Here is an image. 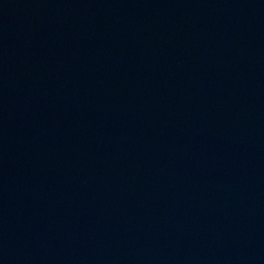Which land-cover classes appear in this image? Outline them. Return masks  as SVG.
Returning <instances> with one entry per match:
<instances>
[{
    "label": "water",
    "instance_id": "obj_1",
    "mask_svg": "<svg viewBox=\"0 0 264 264\" xmlns=\"http://www.w3.org/2000/svg\"><path fill=\"white\" fill-rule=\"evenodd\" d=\"M0 264H264V0H0Z\"/></svg>",
    "mask_w": 264,
    "mask_h": 264
}]
</instances>
